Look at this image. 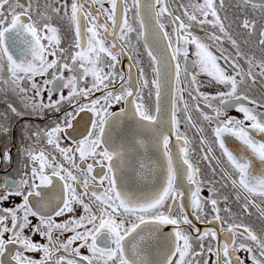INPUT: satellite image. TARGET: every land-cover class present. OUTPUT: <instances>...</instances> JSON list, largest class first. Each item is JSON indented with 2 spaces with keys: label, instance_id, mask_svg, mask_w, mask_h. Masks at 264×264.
Listing matches in <instances>:
<instances>
[{
  "label": "snow or ice",
  "instance_id": "6c2138e0",
  "mask_svg": "<svg viewBox=\"0 0 264 264\" xmlns=\"http://www.w3.org/2000/svg\"><path fill=\"white\" fill-rule=\"evenodd\" d=\"M0 104V264H264V0H0Z\"/></svg>",
  "mask_w": 264,
  "mask_h": 264
},
{
  "label": "flooded vegetation",
  "instance_id": "af4514ba",
  "mask_svg": "<svg viewBox=\"0 0 264 264\" xmlns=\"http://www.w3.org/2000/svg\"><path fill=\"white\" fill-rule=\"evenodd\" d=\"M3 107L4 106L0 104V110H2ZM232 114H236V113H232ZM236 115H239V114H236ZM19 143H20V126L19 125L15 126L14 130L10 133L9 136H0V152L4 151L7 148H12L11 165L9 166V165L0 163V176H3L5 174V171H4L5 168H8L9 171L11 172L13 169H16L17 167H19L20 161H19V157L17 156V151H16L17 147L19 146ZM204 194L207 195V192H205ZM249 222L253 224L257 223L255 220V217H253L252 220Z\"/></svg>",
  "mask_w": 264,
  "mask_h": 264
}]
</instances>
